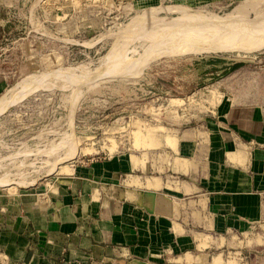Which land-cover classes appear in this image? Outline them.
Segmentation results:
<instances>
[{
  "label": "rangeland",
  "instance_id": "374dc122",
  "mask_svg": "<svg viewBox=\"0 0 264 264\" xmlns=\"http://www.w3.org/2000/svg\"><path fill=\"white\" fill-rule=\"evenodd\" d=\"M0 9V193L35 190L81 161L139 147L162 125L198 120L220 90L264 102V47L239 40L264 29V0H0Z\"/></svg>",
  "mask_w": 264,
  "mask_h": 264
},
{
  "label": "crops",
  "instance_id": "0c3cea01",
  "mask_svg": "<svg viewBox=\"0 0 264 264\" xmlns=\"http://www.w3.org/2000/svg\"><path fill=\"white\" fill-rule=\"evenodd\" d=\"M215 94L127 153L0 193V264H264V102Z\"/></svg>",
  "mask_w": 264,
  "mask_h": 264
},
{
  "label": "bare ground",
  "instance_id": "6f19581e",
  "mask_svg": "<svg viewBox=\"0 0 264 264\" xmlns=\"http://www.w3.org/2000/svg\"><path fill=\"white\" fill-rule=\"evenodd\" d=\"M207 18V17H206ZM218 19V18H217ZM204 22L206 21H209L207 22V24H210L211 26L214 25V24H217L219 23L218 20H216L215 18H210V19H203ZM224 22V21H223ZM258 23V22H257ZM254 24V22H253ZM258 25V24H257ZM255 25V26H257ZM221 26V25H220ZM259 26V25H258ZM253 27L252 29H250L248 32H247V35L245 37H239L240 41L244 42V43H247V44H250V45H253L255 48H259V47H264V29H262L263 27ZM261 26V25H260ZM22 89V88H21ZM17 90V88H16ZM18 91V90H17ZM12 93V92H11ZM8 94L9 96L11 95ZM20 96V95H19ZM12 98V97H11ZM9 102V101H8ZM7 102V104H8ZM10 103H12V101H10ZM9 103V104H10ZM1 179V178H0ZM6 181V180H5Z\"/></svg>",
  "mask_w": 264,
  "mask_h": 264
}]
</instances>
